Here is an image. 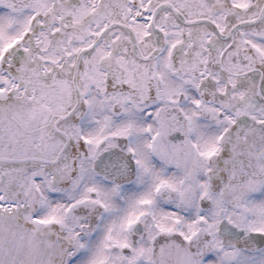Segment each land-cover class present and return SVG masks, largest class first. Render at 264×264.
I'll return each mask as SVG.
<instances>
[{
  "label": "snow or ice",
  "instance_id": "obj_1",
  "mask_svg": "<svg viewBox=\"0 0 264 264\" xmlns=\"http://www.w3.org/2000/svg\"><path fill=\"white\" fill-rule=\"evenodd\" d=\"M0 264H264V0H0Z\"/></svg>",
  "mask_w": 264,
  "mask_h": 264
}]
</instances>
